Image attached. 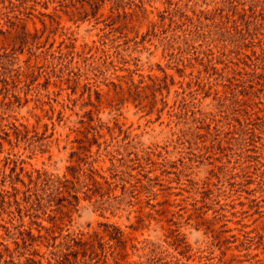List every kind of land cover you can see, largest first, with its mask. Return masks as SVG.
<instances>
[{
	"label": "rangeland",
	"instance_id": "1",
	"mask_svg": "<svg viewBox=\"0 0 264 264\" xmlns=\"http://www.w3.org/2000/svg\"><path fill=\"white\" fill-rule=\"evenodd\" d=\"M0 264H264V0H0Z\"/></svg>",
	"mask_w": 264,
	"mask_h": 264
}]
</instances>
